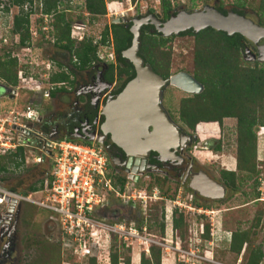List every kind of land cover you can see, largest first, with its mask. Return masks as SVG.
I'll use <instances>...</instances> for the list:
<instances>
[{
  "label": "built area",
  "instance_id": "1",
  "mask_svg": "<svg viewBox=\"0 0 264 264\" xmlns=\"http://www.w3.org/2000/svg\"><path fill=\"white\" fill-rule=\"evenodd\" d=\"M42 1L30 0L20 7H15L7 1V4H2L0 0V56H5L16 64L13 86L6 85L0 79V89L3 93L0 99L13 101L19 96L24 98V109L21 111H17L15 107L4 109L0 106V156L11 155L17 149H21L23 165L29 163L37 167L45 162L48 165L41 187L34 192L21 194L0 188V207L3 212L9 213L22 203L48 213L49 219L57 228L60 244L63 247L74 244L77 248L74 247L73 254L93 258L95 255L92 254V246H94L92 249L99 250L100 245L97 244L100 242L104 248H108L110 235L124 239L125 236L135 234V229L124 232L121 225L108 224L103 217L100 218L103 210L107 209L109 197L125 206L129 203L130 206H134L135 197L145 203L147 198L145 190L136 191L132 188L137 184L132 175L123 179L121 188L118 185L114 186L109 172V159L100 144L95 142L84 144L55 137L52 130L43 128L47 120L42 116L44 110L41 104L43 101L50 102L53 97H65L73 90H80L87 68L92 73L103 66L115 65L108 29L114 20L124 19L122 4L129 6L132 1L105 0L103 17L106 25L95 36L90 33L91 25L81 1H61L48 13L43 12ZM154 3L159 5V0H154ZM129 8L130 6L125 10L126 13ZM71 10H77L80 19H73L68 23L69 41L73 46L89 42L95 49L94 59L83 70L77 69L79 64L72 53L67 54L63 61L45 59L42 54L45 47H53L55 44L54 17L57 14L65 16ZM19 12L27 17L28 39L22 45L19 43V36L11 33L13 17ZM150 12L154 14L152 10ZM105 28L107 33L104 42L101 43ZM59 73L66 74L68 80L51 82L50 78ZM105 87L108 92L110 87ZM261 129L258 127L256 136ZM255 191L257 194L255 202L262 203L264 212V177L256 179ZM192 197L190 193L186 198V204L182 206L175 203L174 210L178 209V214H195L197 217H203L205 224L199 219L198 223H193L195 230L187 225V232L193 234V238L190 235L187 248L181 249L176 231L171 226L172 212L168 210V215L164 216L166 227L163 231L165 234L169 233V240L164 239L163 245L158 244L162 248L159 249L160 253L161 250L164 251V258L171 253L175 264H220L212 259V250L216 243L224 239L223 235H228L226 242L230 239L229 234L220 229V223L214 218L221 210L194 205ZM143 204L141 208L144 210ZM204 225H208V239L201 238ZM141 230L144 231V228ZM199 243L203 244L205 248L203 251H200ZM171 244L174 246L171 247ZM144 251L148 253V248ZM262 254L264 255V250Z\"/></svg>",
  "mask_w": 264,
  "mask_h": 264
},
{
  "label": "rangeland",
  "instance_id": "2",
  "mask_svg": "<svg viewBox=\"0 0 264 264\" xmlns=\"http://www.w3.org/2000/svg\"><path fill=\"white\" fill-rule=\"evenodd\" d=\"M3 3L7 4L5 0H2ZM219 4L224 11H229L231 0H221L220 2L217 0H170L171 12L183 11L191 13L200 11L204 6L213 7ZM257 5L258 0H247L245 7V14L255 24L258 19V14H256ZM129 6L130 10L126 13L125 10ZM129 6L128 4H122L124 19L127 21L146 16L151 10L158 16V19L161 18V21H164L159 5H156L154 0H138L130 2ZM79 16L80 14L77 10H71V12L65 14V20L68 22H71L73 19L79 20ZM88 22L91 25L90 33L93 36L101 32L106 25V20L103 16L94 20H90L88 17ZM147 34L151 35L153 33ZM262 40L258 43H263ZM193 44V39L189 36H174L161 47V51H159L161 52V65L163 67L167 65L168 77L178 72L191 76ZM45 48L42 50L45 59L53 61H63L66 59L62 51L54 47ZM240 57L242 58L241 55ZM102 68V72H104L105 66ZM89 74H91V70L87 68L83 84H81L82 87L80 90L77 89V91L83 93L90 90L88 88ZM114 78V85L119 84L124 79L123 76L118 81ZM2 95L3 93L0 89V96ZM189 96L191 95L185 94L172 86H166L161 90V107L173 123L182 130L183 134L186 136L189 134L192 137V142L184 149V154L191 158L197 170L202 171L209 179L224 188V195L221 199L202 200L193 196L192 204L221 210L214 218L220 223V229L228 233L229 236L235 232H245L247 235V243L242 246L237 256L229 252V240L226 242L228 238L226 236L228 235H223L224 239L220 243H216V247L212 250V259L220 264H245L250 252L257 249L261 252V259L258 264H264V255L262 254V250H264V212L262 210V203L255 202L257 196H255L256 191L254 189L256 179L264 177V146L262 147L264 131L261 129L262 131L259 135H255L254 170L258 175L246 178L245 173L235 170L234 119H222L220 128L215 124L216 131L212 136H209L207 133L196 135L194 131L189 132L179 124L176 114L178 102L180 99ZM63 98L65 97L59 96L51 98L50 102L43 101L41 104V108L44 110L42 114L43 118L51 120L52 112L61 114L68 105L67 100L65 101ZM72 102H74V99L69 97V103ZM0 106L4 109L15 107L17 111H21L24 109V98L19 96V98L13 101H2L0 99ZM102 107L103 105H101L100 109ZM261 128H264L263 119ZM257 132L258 128L255 129V133ZM212 137H216L213 140H217L218 143L214 148L203 149L201 147L202 143L205 140L212 139ZM217 147L218 150H216ZM185 166L186 164L183 161L182 167L184 168ZM43 169L46 172L48 171L46 162L42 166L37 167L25 163L18 169L7 166L6 171L0 173V188L13 190L18 193L26 192L28 186H38V180L43 177L41 175ZM221 171L234 172L236 175L235 191H230L223 185V181L220 178ZM109 172L111 173L113 183H115L114 186L117 187L115 178L121 177V174L114 173L111 168ZM132 188L136 191L145 190L147 198L144 204L135 197L134 206H130V203L125 206L123 203L114 201L112 197H109L107 209L103 210L100 218L103 217L104 221L108 224L121 225L124 232H127L128 229H135V234L134 236H125L124 239L119 238L117 235H110L108 248H104L103 243L100 242L97 244L100 245L99 250L92 249L94 247L92 246L91 251L95 255L93 256L94 264H108L107 256L110 247L119 255V261L125 255H128L130 261V254L133 252L138 256L141 252H144L148 258V253L144 251L148 246L151 245L154 248L160 249L161 247L158 244L163 245L164 239L169 240L168 232L165 234L163 231L161 238L158 230L160 223L163 224V229L166 227L164 216L168 215L167 211L170 210L172 212L176 208L175 203H178L179 206L186 204V198L190 194L186 191L185 185L182 184L180 178L165 177L162 173H152L149 176H144ZM139 202L144 205V210L141 208ZM172 206L174 207L172 208ZM161 207L163 208L162 212ZM177 210L175 209L176 214H178ZM179 214L183 218L184 226L176 234L179 238L181 249H186L188 237L191 235L193 238V234L187 232V225L193 228V223H198L199 219H202L203 223L205 221L203 217H197L195 214ZM172 217L173 215L171 214V219ZM139 221H141L140 229H137ZM142 228H144V231L141 230ZM146 241H152L153 243L148 244ZM199 245L200 251H203L205 249L203 244L199 243ZM173 246L171 244V247ZM74 247L77 248L74 244L70 247H63L60 244L57 228L55 223L49 219L48 213L27 204L21 203L16 209L9 226L4 230L0 229V264H88L87 260L92 257H81L73 254ZM168 255L171 259H174L171 253ZM166 258L169 257L167 256ZM162 259H164V251L161 250L159 264ZM170 263L175 264L172 260ZM131 264L133 263L131 262Z\"/></svg>",
  "mask_w": 264,
  "mask_h": 264
},
{
  "label": "trees",
  "instance_id": "3",
  "mask_svg": "<svg viewBox=\"0 0 264 264\" xmlns=\"http://www.w3.org/2000/svg\"><path fill=\"white\" fill-rule=\"evenodd\" d=\"M12 6L20 7L30 0H6ZM64 1H81L83 10L90 20L102 17L105 14V0H43V12L48 13L53 10L57 3ZM134 2L135 0H131ZM221 1V0H217ZM247 0H231L230 11L237 15H245ZM159 8L163 19L168 18L171 11L170 0H159ZM219 13L225 15L220 4L213 7ZM258 19L256 24L264 28V0H258L256 9ZM68 21L64 14H57L54 17V48L62 51L66 56L72 53L79 66L77 69L83 70L87 64L94 59L95 49L89 42H83L76 46L68 39ZM129 26L111 24L109 33L111 36L112 50L115 56V65L105 66L103 81L111 83L115 77L124 79L118 85L113 95H117L125 84L134 77L133 69L129 63L125 62L120 53L126 50L130 45L131 35L128 32ZM12 34L19 36V43L22 45L28 39L27 17L18 13L12 20ZM106 28L102 32V41L106 36ZM189 36L193 39L192 52V73L191 77L201 86V91L197 95H191L182 98L178 102L177 120L179 124L189 132L196 135L203 133L212 136L216 131V126L220 128L222 119L235 120V147L236 161L235 170L250 176L256 177L258 174L254 170L255 159V129L261 127L262 119L264 121V63L243 62L240 53L243 44L246 42L237 34L226 36L222 32H215L211 29H204L198 33L185 31L178 34V37ZM174 36L162 38L158 34L148 35L141 31L140 48L137 53L139 58L147 64L153 73L165 79L168 77L167 65H161V47L169 42ZM16 64L13 60L0 56V79L9 86L15 84ZM68 76L64 73L53 75L51 82L67 81ZM218 150V147L216 148ZM23 165V153L17 149L14 154L0 156V173L5 172L7 166L18 169ZM42 166V165H40ZM46 170H42L41 175H46ZM42 177V178H43ZM42 178L38 180V186L30 185L27 187V194L34 192L42 185ZM220 178L223 185L230 191L236 190V175L234 172H220ZM115 182L121 188L124 182L122 177H116ZM255 182V179H254ZM256 185V184H255ZM255 189V188H254ZM13 191V190H9ZM192 195V191L186 189ZM194 196V195H193ZM257 196V194H255ZM257 203V202H256ZM205 207V206H204ZM163 208L161 207V212ZM172 229L179 231L183 225V218L180 214L172 211ZM162 217V213H161ZM141 221L137 223V229ZM163 224L158 225L159 233L163 234ZM202 239H208V225H204ZM247 243L245 232H235L230 235L228 250L236 256L240 253L243 245ZM128 249V248H126ZM108 264H131L128 255L121 258L110 247L108 253ZM261 259L259 250H252L245 264H258ZM160 250L153 246L148 247V258L143 252L139 254L138 264H159ZM88 264H94V259H88Z\"/></svg>",
  "mask_w": 264,
  "mask_h": 264
},
{
  "label": "water",
  "instance_id": "4",
  "mask_svg": "<svg viewBox=\"0 0 264 264\" xmlns=\"http://www.w3.org/2000/svg\"><path fill=\"white\" fill-rule=\"evenodd\" d=\"M179 15L183 18L177 25L171 26L167 31L163 30L165 25ZM128 22L131 23L128 28L131 35L130 45L120 53V57L130 64L134 77L125 84L114 99L109 100L101 108L100 115L103 121L99 131L102 136H108L110 142L124 153L146 155L152 152L157 156L161 155L162 160L166 157L170 159L175 157L177 148L181 150L184 142L190 141L191 137L183 134L160 107L161 90L166 86H172L185 94L197 95L201 91V86L183 72L166 79L153 73L137 55L141 43V27L151 26L162 38L178 36L185 31L198 33L204 29L222 32L226 36L237 34L257 47L256 61L259 63H264V55L260 54V49L264 48V45L258 46V42L264 39V28L243 15L233 12L223 15L211 6H204L200 11L191 13L179 11L165 22H160L158 16L150 14L129 21L117 19L113 24L124 25ZM246 54L251 57L249 53ZM246 60L251 61V59ZM149 127L151 131L147 132ZM201 147L208 149L205 142ZM197 177H202L218 191L213 196H205L192 186V181L187 186L190 191L205 199L218 200L223 197L224 188L221 185L209 179L204 173L199 172Z\"/></svg>",
  "mask_w": 264,
  "mask_h": 264
},
{
  "label": "flooded vegetation",
  "instance_id": "5",
  "mask_svg": "<svg viewBox=\"0 0 264 264\" xmlns=\"http://www.w3.org/2000/svg\"><path fill=\"white\" fill-rule=\"evenodd\" d=\"M228 12L231 11L230 10L226 11L225 14ZM176 13L177 12L170 11L168 13L169 15L168 18L171 15H175ZM150 14L152 13L150 12L143 17H147ZM152 15L156 16L155 14ZM245 17L248 18V16ZM167 19L161 21V18H159L158 20L160 22H165ZM124 26L130 27L131 23L128 22L124 24ZM140 30L146 33L151 32L153 34H157L153 31V28L149 25L142 26ZM262 41L263 43H258V46L264 45V39ZM246 52L249 53L251 57L248 56ZM257 54L258 51L256 46H253L247 41L243 44L240 53V55L242 56L241 60L243 62H248V63L257 62L256 61V58L258 56ZM246 59H251V61L250 60L247 61ZM102 69L103 68L97 69L94 70V72H92L93 74L95 73V75H97L96 78L95 75H93L92 73L89 74L90 75L89 87H88L90 89L89 91L81 93V91L73 90L71 94L65 96V98L63 99H65V101L67 100L68 102V105L66 106L65 110L61 112V114H55L52 112L51 120H47L46 124L43 125L42 127L48 131L52 130L53 135L55 137L66 138L84 144L90 142H95L100 144L110 161L109 162L110 168L113 170L114 173L121 174V177L123 179L125 177L132 175V179L134 180L135 183H137L138 181L142 180L144 176H149L152 173H162L165 177H172L173 179L180 178L182 180V184H184L185 188L188 189L187 188L188 184L192 181L193 177H195L192 181V186L196 190H198L205 196H213L214 194H216L215 192L210 190V187H208L205 179L201 177H197L199 172L201 173L203 172L197 170L191 158H189L184 154V149L187 147V145L190 142H192V137L190 141L184 142L183 147L180 148L181 150L177 148V150L175 151V157L170 159L169 157L168 158L166 157L165 159L162 160L161 155L157 156L152 152H149L146 155L137 154L134 152L124 153L121 149H119L110 142L108 136L101 135L99 128L103 119L100 115V110H101L100 107L101 105H104L109 100L114 99L117 96V95H113V93L117 90L118 85L121 83L120 82L119 84L114 85L113 80L111 83H107L103 81L102 76L104 72H102ZM114 79L118 81L116 78ZM105 86L110 87L108 92L106 89L107 87ZM69 97H72V99H74V102L69 103ZM159 105L161 107V94H160ZM150 131L151 128L149 127L147 132ZM180 131L182 132V130ZM187 136H189V134H187ZM215 138L216 137H212V139L204 141L206 143L207 148H214V146L218 143L217 140H213ZM183 161L186 164L184 168L182 167ZM193 195L199 199L206 200L205 198L200 197L196 193H194ZM18 206H16V208L11 210L9 213L3 212V209L0 207L1 230H4L9 226V223L12 220Z\"/></svg>",
  "mask_w": 264,
  "mask_h": 264
},
{
  "label": "bare ground",
  "instance_id": "6",
  "mask_svg": "<svg viewBox=\"0 0 264 264\" xmlns=\"http://www.w3.org/2000/svg\"><path fill=\"white\" fill-rule=\"evenodd\" d=\"M183 18V16L182 15H179L176 19H174V20H172L171 22H169L167 25H165V28L163 29V30H165V31H167L171 26H173V25H177L180 21H181V19ZM260 54H263L264 55V48H262V49H260ZM202 178V177H201ZM192 181H193V179H192ZM207 182V181H206ZM192 183V182H191ZM207 185H208V187H210V190H212L213 192H217L218 191V189L217 188H215L214 186H211V184H209V182H207ZM201 193V192H200ZM202 194V193H201ZM143 244H145V243H143ZM130 260H131V262L133 263V264H138V255L136 254V253H131L130 254ZM134 261V262H133Z\"/></svg>",
  "mask_w": 264,
  "mask_h": 264
},
{
  "label": "crops",
  "instance_id": "7",
  "mask_svg": "<svg viewBox=\"0 0 264 264\" xmlns=\"http://www.w3.org/2000/svg\"><path fill=\"white\" fill-rule=\"evenodd\" d=\"M262 112H264V104H263V108H262ZM262 130L264 131V128H262ZM264 146V137H263V142H262V147ZM169 258H164L161 260L160 264H171V260L173 261V259L170 258V256H168Z\"/></svg>",
  "mask_w": 264,
  "mask_h": 264
}]
</instances>
